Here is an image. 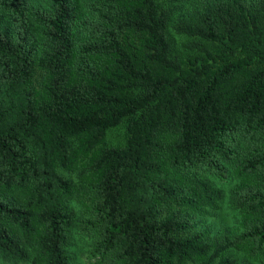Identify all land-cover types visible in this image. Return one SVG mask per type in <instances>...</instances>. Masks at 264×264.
Segmentation results:
<instances>
[{"label":"trees","instance_id":"16d2710c","mask_svg":"<svg viewBox=\"0 0 264 264\" xmlns=\"http://www.w3.org/2000/svg\"><path fill=\"white\" fill-rule=\"evenodd\" d=\"M41 1L0 0L1 264H264V0Z\"/></svg>","mask_w":264,"mask_h":264},{"label":"rangeland","instance_id":"374dc122","mask_svg":"<svg viewBox=\"0 0 264 264\" xmlns=\"http://www.w3.org/2000/svg\"><path fill=\"white\" fill-rule=\"evenodd\" d=\"M34 2L40 3L42 1L34 0ZM192 4V1H189L185 5H181V8L179 7V10L175 13V17L182 15V10L186 11V9L192 7ZM169 32L171 35L172 51L180 59L186 60L189 57H194L198 53L196 50L188 48V45L193 41V38L176 34L171 28ZM125 127V122H121L120 124L109 128L106 133V144L111 146L123 145L126 137ZM229 188L230 186L224 187V197L220 208L213 216L204 218L200 223V226L209 229L212 235L222 234L225 230H236L238 227V217L236 211L231 208L229 202ZM86 241L87 240L84 236L75 235V260L72 264H89L86 256Z\"/></svg>","mask_w":264,"mask_h":264}]
</instances>
